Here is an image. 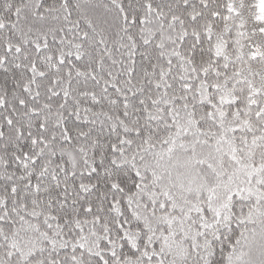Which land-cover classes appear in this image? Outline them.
<instances>
[{"label": "snow or ice", "instance_id": "obj_1", "mask_svg": "<svg viewBox=\"0 0 264 264\" xmlns=\"http://www.w3.org/2000/svg\"><path fill=\"white\" fill-rule=\"evenodd\" d=\"M0 264H264V0H0Z\"/></svg>", "mask_w": 264, "mask_h": 264}]
</instances>
